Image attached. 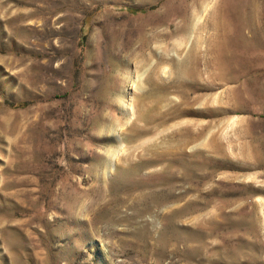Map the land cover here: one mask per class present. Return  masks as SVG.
<instances>
[{
	"label": "rangeland",
	"instance_id": "obj_1",
	"mask_svg": "<svg viewBox=\"0 0 264 264\" xmlns=\"http://www.w3.org/2000/svg\"><path fill=\"white\" fill-rule=\"evenodd\" d=\"M0 264H264V0H0Z\"/></svg>",
	"mask_w": 264,
	"mask_h": 264
},
{
	"label": "trees",
	"instance_id": "obj_2",
	"mask_svg": "<svg viewBox=\"0 0 264 264\" xmlns=\"http://www.w3.org/2000/svg\"><path fill=\"white\" fill-rule=\"evenodd\" d=\"M9 105H10L11 107H21V106H24L25 104H24V103H13V104H10V103H9Z\"/></svg>",
	"mask_w": 264,
	"mask_h": 264
}]
</instances>
